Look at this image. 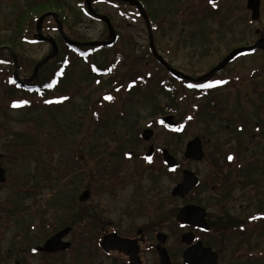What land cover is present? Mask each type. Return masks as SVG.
Returning <instances> with one entry per match:
<instances>
[{
	"label": "rangeland",
	"instance_id": "1",
	"mask_svg": "<svg viewBox=\"0 0 264 264\" xmlns=\"http://www.w3.org/2000/svg\"><path fill=\"white\" fill-rule=\"evenodd\" d=\"M35 1L0 0V39L13 48L17 74L23 80L31 77L35 65L51 51L50 43L21 42L12 31L18 10ZM64 1L74 5L73 0ZM140 1L146 14L152 15L148 20L157 52L171 67L192 77L211 70L232 48L254 43L259 38L256 29L264 35V1L254 22L246 0ZM122 2H90L94 11L108 16L115 38L91 57L72 53L53 87L40 93L19 89L10 78L14 68L0 63V167L6 178L0 184V264H118L121 255L103 252L96 242L103 228L125 219L135 226L148 221L150 238L162 230L169 242L178 241L180 229L174 215L183 200L170 197V191L180 180L185 143L195 135L209 138L206 145L215 143L220 149L215 152V177L222 172L226 182L229 175L244 181L231 194L250 197L253 234L244 249L246 257L234 264H264V50L237 56L213 76L215 82L222 78L225 83H215L200 97L156 61L140 11ZM49 17L46 25L41 23V32L55 40L57 52L45 64L55 62L60 43L56 23ZM67 21L70 27L61 26L69 39L70 33H78L86 42L108 38L106 23L80 8ZM43 66L31 83H38ZM107 92L112 99L103 98ZM24 101L28 103L13 107L14 102ZM167 114L174 116L177 127L154 122L152 142L170 151L180 164L177 170L167 172L158 157L150 173L135 158L120 154L146 150L148 145L136 135L149 121ZM111 134L121 137V143ZM211 150L205 151L202 161L189 165L200 176L212 172ZM233 151L238 156L228 162ZM237 159L245 164L230 173L224 165ZM105 160L119 166L120 172L113 168L117 175L132 174V184L103 183L99 174ZM86 188L91 197L80 202L78 195ZM250 189H254L252 195ZM240 202L236 197V210ZM66 227H70L64 238L71 242L69 250L53 255L29 252ZM228 246L222 250L220 264H232ZM171 251L178 260V249ZM153 254L149 249L144 252L147 264L153 258L156 263Z\"/></svg>",
	"mask_w": 264,
	"mask_h": 264
},
{
	"label": "flooded vegetation",
	"instance_id": "2",
	"mask_svg": "<svg viewBox=\"0 0 264 264\" xmlns=\"http://www.w3.org/2000/svg\"><path fill=\"white\" fill-rule=\"evenodd\" d=\"M218 1L219 0L215 1L214 3L218 2ZM263 1L264 0H260V4ZM257 34H259L258 39H260L262 37V34L260 33V31ZM3 46L10 47L9 44L8 45L5 44ZM232 49H234V48H232ZM256 49H258V48H256ZM3 51H4L5 55L1 56L0 59H2V61L4 63L3 65H7L8 67L10 66V68H11V66L13 64L12 56L8 50H3ZM230 51H228V53ZM247 52H250V51H247ZM228 53H226V55ZM243 53H246V52H241V53L237 54L229 62L233 61L237 56H239ZM225 56H223V58ZM161 66H163V65H161ZM164 68L171 75V77L180 81L184 88H186L188 90L191 89V91L197 92V95L199 94L200 97H202V95L207 94L206 90H208L209 87H195V85H208L209 83H212L213 85H215V77L213 78V76L215 75V73L218 72V71L214 72L210 77H208L206 79L199 80L198 78L204 74L197 76V77H192V76H189V75L182 73L180 70H177L173 67L172 68L177 70L179 72V74H173L166 67H164ZM221 70H219V71H221ZM184 76H187V77H184ZM216 79L218 81L224 80L222 78H216ZM213 89H215V87ZM169 115H172V114H169ZM188 116L190 117V115H188ZM156 120L154 122H156ZM173 120H174V116H173ZM154 122H153V124H154ZM177 125L178 124H176V127H177ZM171 129H173V128H171ZM111 135H113L111 137L116 140L117 144L121 143V141H122L121 137L116 136V134H111ZM153 136H154V134H151V137L146 140V139H144L142 134H137L136 135L137 140H140L141 142L147 144L148 145L147 149L143 150L140 153H135L132 150H128L124 153L120 152V154L121 155L123 154V156L126 159L135 158V162L139 163V165L141 166V169L142 170L149 169L150 173L153 172V168L155 167L154 162H155L156 158H158V157L160 158L161 163L166 168L165 170L167 172L175 171L178 169L180 164H181V166L183 165L184 167L181 168V172H180V180L177 183H179L182 180V173L184 170H189V171L194 173L198 182L183 197H178V196L171 194L173 187L177 183L172 187V189L170 191V197H174V198H178V199L183 200L182 205L178 208L176 214L174 215V221L177 224L176 227L178 229H180V235H179L178 241L169 242L170 237H168V234L162 230L155 232L153 234V238H150L151 235H150L149 230H148V227H149L148 221H146V223H142L141 226H135V224L133 223L132 220L125 219L126 222H121L118 225L110 226L109 229L103 228L101 235H99V239L96 242L97 246H99V248L102 250V248L100 247V242L102 240V237L106 234L114 233V234H116L122 238L130 240V243H133L134 248H136V250H137L136 253H131V252L130 253H123V252L118 251L116 249H109L108 251L102 250L103 252H106V253H110V252L119 253L121 255L122 259H120L118 261V264H135V263L147 264L148 260H146V258L144 256V252L148 249L154 253L153 255L156 256V263H155L154 258H153L152 261L150 260L149 264H160L159 254L157 252L156 245L158 244L157 235L160 232H162L163 234H165V238H164L161 246L166 250V253H167L169 260H170V264H192L189 257L192 258L193 255L195 257L197 256V252L195 251V249L198 247L197 242H199V241L201 242V245L203 248L204 247L210 248L213 252H215V264H220L221 261L223 260L222 250L228 244H229V246L226 247V249H228L229 251H232V253L230 255V257H231L230 261L232 262V264H234L236 259H240V258L242 259L243 257H246V256H244V249L250 245L251 236L253 234L252 229H251L252 216H251V214H248L249 213L248 211L250 210L249 209V203H250L249 198L250 197H248V194L237 195V196H233L231 194V193H233L234 189L239 188L238 185H243L244 181H243V183L237 182L235 179H231V175H229V180H228V182H226L227 177L222 172H218L217 176L215 177V152L220 153L218 151L220 149L215 147V143L213 145H211V144L206 145L207 144L206 141L209 138L203 140L199 135H195L191 139L187 140V142L185 143V148H184V152H183V158L184 159L179 164V162L176 160V158L170 153V151L167 148L156 147L154 145V142H152ZM194 137H199V139L201 141V149L203 152V156L200 159H193L191 157H185L186 145ZM149 146H152V149H153L152 155L150 156L151 160H149L148 159L149 157H147V155H146L148 152ZM164 149H166L168 151V153L170 155H172L174 157L175 161L177 162V166L174 169H170L169 166L164 163L163 154H162ZM211 149H213V150H211ZM208 150H211L209 152L213 155L212 160L214 162V165L212 168V172L208 173V175L200 176V174L193 171L192 168L189 167V165L192 162L202 161L206 156L205 151L208 152ZM115 151H117L116 148L112 149L110 151L111 155L115 154ZM232 154H233L232 156H234V157L231 160H227L228 162L234 161L236 155L238 156L237 151H233ZM229 155H231V154H229ZM105 162H106V160H105ZM108 162H109V160H107L106 164L105 165L103 164L101 169H100L99 175H100V178L103 181V183L104 182L106 184L111 183L115 187L119 186V185H123V182L125 183V185L127 183L132 184V180H130L132 174L124 175V176L117 175L116 169H113V168L116 167L117 170L119 171V166H116V164L113 160H112V163L109 162V163H111V165H109ZM120 162H122V161H120ZM244 162L245 161L239 162V159H237L235 161V163H229L228 165L225 164L224 166H226L228 168L229 172L231 173V172L237 171L238 168L242 169V167L245 164ZM262 169L264 172V165H263ZM133 174H134V172H133ZM85 176H87V173H85ZM85 190H89L90 195L85 201H81V200H79V197H80V194L84 190L82 192H80V194L78 195V200L80 202H87L91 197V190L89 188H86ZM253 190L254 189L249 190V192H251V195H252ZM209 193L210 194L212 193V195H210ZM236 197H239L240 199H242V202H240L238 204L237 210L235 209V205L233 203L235 201ZM188 205H194V206H198V207L204 209V213H205L204 217H205V221L208 225L207 230H205L201 227L192 225L190 223H184V224L182 223L181 224V223L176 221V215L179 212L180 208H182L184 206H188ZM104 213H106V211ZM261 215L262 214H256L254 217H259ZM128 218H130V217L128 216ZM91 219H92V217L90 218V220ZM90 220H88L87 222H90ZM59 230H61V229H59ZM59 230H56L55 232H57ZM54 233H52V234H54ZM64 238H65V236L63 237V240H65ZM162 238H163V236H162ZM46 239L47 238H45L44 241ZM66 241H68V240H66ZM36 246H39V245H36ZM36 246H34V247H36ZM170 247H171V249H170ZM32 248L33 247H30L28 249L29 252L36 254V255H42V254L53 255L56 253H60V252H56V253L33 252V251H31ZM70 248H71V245H70ZM172 248L178 249L177 257L178 256L180 257L178 260L175 259V257L172 255V253H171ZM129 250H132V249L130 248ZM65 251H67V250H65ZM247 258H250V257L247 256ZM16 263H18V261H16ZM228 264H230V263H228Z\"/></svg>",
	"mask_w": 264,
	"mask_h": 264
},
{
	"label": "water",
	"instance_id": "3",
	"mask_svg": "<svg viewBox=\"0 0 264 264\" xmlns=\"http://www.w3.org/2000/svg\"><path fill=\"white\" fill-rule=\"evenodd\" d=\"M92 0H85L86 3V8L90 12V14L95 17L98 20H101L106 23L107 28H108V38L106 40H94V41H89V42H83V43H78L70 40L67 38L63 32H62V26H61V21L58 18L57 14L54 12H45L41 14L38 19H37V24H36V33L34 34V38L37 41H46L51 44V51L43 57L39 62L35 65L34 71L31 75L30 78L23 80L18 77L17 74V62H16V57L13 51L11 50L10 47L8 46H0V50H8L12 56L13 64H14V70H13V79L19 83L20 85L28 84L31 82L33 78L36 77L38 71L40 68L51 58H53L57 52V45L55 43V40L47 35H44L41 32V23L46 17L51 16L55 23L56 27L58 30V33L60 37L65 40L66 42L70 44H75V45H86V46H104V45H109L112 43V41L115 38V32L113 29V26L110 22V19L108 18L107 15L97 13L94 11L91 6L90 2ZM120 1H125L133 6H135L139 11L140 14L142 15L148 32H149V45L152 51V55L154 58L164 67H166L170 72L173 74H179V72L175 69H173L167 61L157 52L156 48L154 47L153 44V38H152V33H151V27L149 24L148 16L143 9V6L139 0H120ZM212 2H215L217 0H211ZM246 8L250 11V19L252 21H257L260 16V0H246ZM256 33H259V29L255 30ZM255 48L264 50V35L258 40H256L254 43L247 45V46H239L234 49H232L218 64H216L209 72L205 73L204 75L200 76L198 79H206L210 77L214 72L221 70L223 67L227 65V63L237 54L245 51H251ZM187 77V76H184ZM109 93H106L104 97H108ZM157 122L160 123H165L168 125L170 128H173L176 126V122L173 120L172 115H165L162 117H159L157 119ZM153 124V120L149 121L146 124V128L142 130L141 134L144 137V139H149L151 137V134H153V130L150 128V126ZM153 149L152 146H149L148 152H147V157H150L152 155ZM163 160L164 163L169 166L170 169H174L177 166V162L175 161L174 157L168 153L166 149L163 150ZM203 156V152L201 149V141L199 137H194L192 140H190L187 145H186V150H185V157H191L193 159H200ZM5 171L4 168L0 167V183L5 182ZM197 178L194 175L193 172L189 170H184L182 173V180L177 183L173 189L171 194L178 196V197H183L192 187H194L197 184ZM90 195L89 190H84L79 197V200L85 201ZM205 213L204 209L200 208L198 206L194 205H188L180 208L179 212L176 215V221L179 223H190L192 225L201 227L205 230L208 229V225L205 221ZM70 231V227L63 228L51 236H49L43 243L42 245L33 247L31 251L33 252H46V253H56V252H61L64 250H67L70 247V242L63 240V237L66 236V234ZM163 236V238H162ZM158 238V244L156 245L157 252L159 254V260L160 264H170L169 257L166 253V250L161 246L165 234L160 232L157 235ZM198 247L195 249L197 252V256L195 257L194 255L189 257L190 261L192 264H215V252H213L210 248H203L201 245V242H197ZM100 247L102 248L103 251H108L109 249H116L118 251H121L123 253H136V248H134L133 243H130V240L122 238L114 233L106 234L102 237V240L100 242ZM132 250H129V249ZM134 248V249H133ZM138 264V263H135Z\"/></svg>",
	"mask_w": 264,
	"mask_h": 264
},
{
	"label": "trees",
	"instance_id": "4",
	"mask_svg": "<svg viewBox=\"0 0 264 264\" xmlns=\"http://www.w3.org/2000/svg\"><path fill=\"white\" fill-rule=\"evenodd\" d=\"M74 5L66 3L64 0H36L29 5L26 9H19L15 15V23L12 31L17 40L21 42L32 40L33 31L35 29L36 21L38 17L45 12H54L59 17L61 23L65 26H69L67 21L68 16L75 13V10L80 8L86 14L90 15L85 7V0H73ZM108 1V0H107ZM113 1V0H109ZM146 11L148 10L146 5ZM148 17L152 20V15L147 12ZM50 17H46L43 24H47ZM71 40L82 43L86 42L83 37H80L78 33H70ZM60 43H58L59 51L57 59L50 61V64H45L41 69V78L38 80L36 88L38 90H46L47 86L57 80V74L62 72L66 62L69 63L70 55L75 54L78 57L88 58L91 57L96 49L104 50L107 46H82L71 45L59 37ZM13 43V42H12ZM7 44L6 39H0V45ZM13 50V48H12ZM2 51H0V54ZM13 67V64H12Z\"/></svg>",
	"mask_w": 264,
	"mask_h": 264
},
{
	"label": "snow or ice",
	"instance_id": "5",
	"mask_svg": "<svg viewBox=\"0 0 264 264\" xmlns=\"http://www.w3.org/2000/svg\"><path fill=\"white\" fill-rule=\"evenodd\" d=\"M215 83H217V84H220V83H224L223 81H216ZM213 86V84L212 83H209L208 85H195V87H212ZM107 99H112V97H106ZM20 103H28L27 101H24V102H14V104H13V107H18V106H20ZM149 160H151V157H149L148 158ZM228 159L229 160H231V159H233V157L232 156H229L228 157Z\"/></svg>",
	"mask_w": 264,
	"mask_h": 264
}]
</instances>
